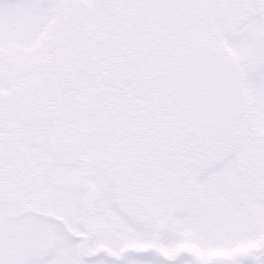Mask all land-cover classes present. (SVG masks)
<instances>
[{
    "label": "snow or ice",
    "instance_id": "snow-or-ice-1",
    "mask_svg": "<svg viewBox=\"0 0 264 264\" xmlns=\"http://www.w3.org/2000/svg\"><path fill=\"white\" fill-rule=\"evenodd\" d=\"M0 264H264V0H0Z\"/></svg>",
    "mask_w": 264,
    "mask_h": 264
}]
</instances>
